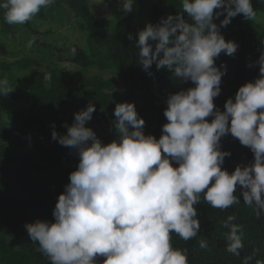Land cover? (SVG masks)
Wrapping results in <instances>:
<instances>
[{"label": "clouds", "instance_id": "obj_1", "mask_svg": "<svg viewBox=\"0 0 264 264\" xmlns=\"http://www.w3.org/2000/svg\"><path fill=\"white\" fill-rule=\"evenodd\" d=\"M54 3L3 0L0 9L6 23L24 24ZM135 3L119 0V8L128 14ZM102 4L107 7L105 0H95L94 5ZM182 10L191 23L180 13L169 14L157 24H146L135 40L138 63L145 71L155 63L157 70L164 67L178 80L194 84L168 95L163 112L167 123L158 139L145 135L144 119L127 102L114 108L118 139L110 143L104 144L85 126L93 119L108 128L92 117L91 103L74 114L66 134L52 131L51 138L74 149L79 159L57 197L54 221L25 225L50 264H98V257H104L102 264H188L187 250L172 247L171 233L185 241L197 236L201 225L195 205L201 202V193L213 208L226 209L240 203L234 194L239 186L243 202L253 205L257 215L264 213V52L257 60L259 76L226 99L224 111L214 104L226 72L215 58L233 55L238 48L219 28L238 14L253 20L252 0H182ZM221 15L218 27L213 21ZM34 40H29V47ZM8 83L0 80V93L12 90ZM227 134L253 153L250 164L236 166L231 174L222 168L231 155L220 148ZM234 220L230 215L224 222L230 229L226 250L239 255L242 226ZM200 246L207 245L201 241Z\"/></svg>", "mask_w": 264, "mask_h": 264}, {"label": "trees", "instance_id": "obj_2", "mask_svg": "<svg viewBox=\"0 0 264 264\" xmlns=\"http://www.w3.org/2000/svg\"><path fill=\"white\" fill-rule=\"evenodd\" d=\"M91 1L94 3L55 0L24 24L6 23L0 9V80L7 79L12 89L8 94L0 93V264H50L38 251V242L29 238L25 225L37 220L54 221L52 210L57 197L79 159L74 149L51 138L53 130L66 134V125L71 126L74 114L91 103L95 106L92 117L103 121L118 139L113 126L114 108L127 102L144 119L145 135L158 139L162 125L167 123L163 112L168 95L194 87L164 67L157 70L155 63L145 71L138 63L135 44L139 30L169 14L180 13L191 23L183 13L182 0H136L133 12L125 14L117 9L111 15ZM252 4L256 10L253 20L238 14L226 27L219 28L226 41L238 45L233 55L221 53L215 58L217 67L226 66L221 93L214 98L221 111L226 99L234 98L241 85L259 76L257 60L264 52V4L260 0H252ZM223 18L221 15L213 22L219 27ZM46 24L49 28H43ZM63 27L70 31L69 37L60 33ZM59 41L71 44L64 58L55 44ZM15 44L21 45L20 51L13 48ZM24 49H28L27 54L21 51ZM62 62L72 65L73 75L66 77ZM46 74L50 79H45ZM206 119L211 122L212 117ZM99 139L104 144L114 140L109 133ZM220 148L231 153L222 165L229 174L236 166L253 160L251 150L231 134L221 138ZM234 194L240 203L219 209L209 205L201 193V202L195 205L201 225L197 236L185 241L171 233L172 247L187 250L188 264H264V213L257 215L253 205L243 202L239 186ZM230 215L235 217L232 223L242 226L239 255L226 250L230 229L224 222ZM201 241L207 246L201 247ZM103 259L98 257V264Z\"/></svg>", "mask_w": 264, "mask_h": 264}, {"label": "rangeland", "instance_id": "obj_3", "mask_svg": "<svg viewBox=\"0 0 264 264\" xmlns=\"http://www.w3.org/2000/svg\"><path fill=\"white\" fill-rule=\"evenodd\" d=\"M106 4L108 5L107 7H105L103 4L102 5H98L99 6V10L101 11H106L107 14H110L111 15V12L113 13V11L117 10V9H120L119 8V0L114 2L113 0H105ZM94 3H95V0H94ZM94 3L91 1V4L95 7H97V5H94ZM100 12V11H99ZM101 13V12H100ZM101 15H103L101 13ZM43 28H49V24H46ZM68 28H62L60 29V33H63V34H66L68 32H70L69 30H67ZM69 37V35H67ZM76 38L77 35L75 36ZM12 41L8 39V44H12L11 43ZM57 45V48H59L61 50V53H60V57L61 58H64V56H68V52H70L71 50V47H70V43H66V44H62L60 41L59 42H56L55 43ZM13 48H16L17 51H20L19 49L21 48V45L20 44H15L13 45ZM23 53L27 54L28 53V49H24V50H21ZM31 56H34V58H36L37 56L34 55L33 53L30 54ZM61 66L65 69V72H66V75L68 77H70L71 75H73V72L71 71V68H72V65L70 63H65V62H62L60 63ZM87 125L92 128L96 134V136L98 138L100 137H104L105 134H108L110 135V138L114 139L115 135H113L112 131L109 130L107 127L95 122L93 119H91L90 121H88L86 123V127Z\"/></svg>", "mask_w": 264, "mask_h": 264}]
</instances>
